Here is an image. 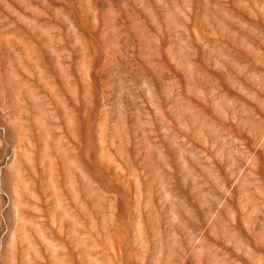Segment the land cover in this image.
Masks as SVG:
<instances>
[{
    "label": "rangeland",
    "instance_id": "374dc122",
    "mask_svg": "<svg viewBox=\"0 0 264 264\" xmlns=\"http://www.w3.org/2000/svg\"><path fill=\"white\" fill-rule=\"evenodd\" d=\"M0 264H264V0H0Z\"/></svg>",
    "mask_w": 264,
    "mask_h": 264
}]
</instances>
